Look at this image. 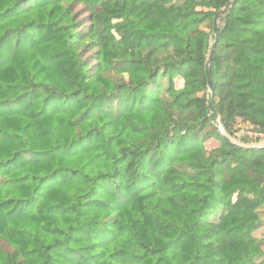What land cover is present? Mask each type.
<instances>
[{
    "label": "clouds",
    "instance_id": "1",
    "mask_svg": "<svg viewBox=\"0 0 264 264\" xmlns=\"http://www.w3.org/2000/svg\"><path fill=\"white\" fill-rule=\"evenodd\" d=\"M71 3L0 16V264H264V0H111L83 38Z\"/></svg>",
    "mask_w": 264,
    "mask_h": 264
},
{
    "label": "trees",
    "instance_id": "2",
    "mask_svg": "<svg viewBox=\"0 0 264 264\" xmlns=\"http://www.w3.org/2000/svg\"><path fill=\"white\" fill-rule=\"evenodd\" d=\"M55 2H59V0H55ZM117 3H119V0H116ZM6 3L12 4V7L9 9H4L3 6ZM111 3V0H72V3L69 6L68 12L65 14L67 15L69 12H75V15L73 16V19L77 21L73 27L80 29V32L78 33L80 38H83L84 36L90 34L91 32L95 31L96 29V22H97V16L96 13L101 12L102 10L106 9L108 4ZM35 4V0H0V16H4L5 18L11 19L15 16L16 13L22 10H28L31 9ZM136 9L134 8L133 11ZM109 22L112 20H119V14H115L113 16H110L108 18ZM119 30V29H117ZM105 31H108V28H105ZM99 41L96 42V46H99ZM101 56L100 52H97L94 54V56L89 57V60H98ZM4 62L3 58H0V64ZM17 70L15 68H9L7 72L4 71L3 68H0V88L3 87V81L5 78H11L12 75ZM155 76V73H153ZM8 88L15 89L16 86L9 84ZM4 107V105H0V108ZM11 127V126H10ZM17 133L14 131H8L4 132V122L3 119L0 118V159L4 157L5 154H10L11 157L14 159L16 155H20L19 153H15L13 151L15 147V141L13 140V137L16 136ZM246 151H258L259 149L249 150V149H241ZM25 158H28L29 154L24 153L23 154ZM220 163H223V161H220ZM11 164V162H9ZM5 167H8V165H5ZM23 177H20L19 180L9 182L10 186H14L15 184L21 183L23 181ZM3 193L0 192V198H2ZM12 203V199L10 198L8 201H4L3 203H0V207L5 206L6 204ZM11 215V213L9 214ZM2 231V229H0ZM71 239V237H69ZM15 241L9 237V239H3L0 238V259H2V253L4 252H10L13 259L19 254L21 249L14 247ZM34 251V250H33ZM46 252L51 251V247L49 249L45 250ZM49 261L52 259L51 256H48L47 258ZM43 264H48L47 260L43 261Z\"/></svg>",
    "mask_w": 264,
    "mask_h": 264
},
{
    "label": "water",
    "instance_id": "3",
    "mask_svg": "<svg viewBox=\"0 0 264 264\" xmlns=\"http://www.w3.org/2000/svg\"><path fill=\"white\" fill-rule=\"evenodd\" d=\"M215 30V29H214ZM219 117H218V121H219ZM243 149H249V150H254V149H260V148H264V145L258 146V147H253L252 144H248L242 147Z\"/></svg>",
    "mask_w": 264,
    "mask_h": 264
}]
</instances>
